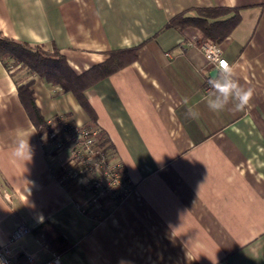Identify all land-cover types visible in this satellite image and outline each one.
<instances>
[{"label": "crops", "instance_id": "crops-1", "mask_svg": "<svg viewBox=\"0 0 264 264\" xmlns=\"http://www.w3.org/2000/svg\"><path fill=\"white\" fill-rule=\"evenodd\" d=\"M216 7L239 10L219 47L253 92L243 111L208 109L217 68L191 45L203 36L165 29L182 12ZM0 37L57 50L76 75L111 52L136 50L84 92L125 178L117 202L96 209L82 180L55 182L56 162L16 88L32 82L45 122L62 115L88 126V115L71 93L12 76L0 61V244L30 230L13 243L16 264L24 252L34 264L53 256L61 264H264V0H0ZM28 136L32 157L23 161L12 150Z\"/></svg>", "mask_w": 264, "mask_h": 264}, {"label": "trees", "instance_id": "trees-1", "mask_svg": "<svg viewBox=\"0 0 264 264\" xmlns=\"http://www.w3.org/2000/svg\"><path fill=\"white\" fill-rule=\"evenodd\" d=\"M239 21L238 9L223 7L196 8L171 18L165 29L174 28L182 32L194 28L200 32L203 38L219 46L222 41L229 37ZM135 51V49H129L111 52L104 62L83 74L76 75L57 50L49 52L39 47H30L0 37V61L8 72L11 66L17 65L19 68L25 69L29 75L38 77L44 83L57 86L63 92L71 93L78 105L88 115L91 126H95V116L84 97V92L98 80L108 77L132 63L135 59ZM31 86V81L17 86V96L29 121L37 130L38 135L42 136L45 133V121L35 104ZM98 138L101 146L106 150L111 149L109 142L101 132ZM54 156H56V153H54ZM48 232V228H44V241L46 243L49 241ZM53 243L57 244L56 250L65 248L60 242L51 241L48 244L51 246Z\"/></svg>", "mask_w": 264, "mask_h": 264}, {"label": "built area", "instance_id": "built-area-1", "mask_svg": "<svg viewBox=\"0 0 264 264\" xmlns=\"http://www.w3.org/2000/svg\"><path fill=\"white\" fill-rule=\"evenodd\" d=\"M191 45L202 53L209 65L218 68L220 61H226L220 47L208 39L201 38ZM44 128L40 141L48 157L51 160L57 158L53 177L59 186L65 187L82 180L89 194L88 205L95 209L107 199L108 202H117L126 192L125 178L120 168L111 163L112 150L100 145V130L96 126L80 125L58 115L47 120ZM29 233L28 228L19 227L5 243L0 244V264H16L11 246ZM23 256L24 264H34L31 255L24 252ZM45 264L61 263L57 256H53Z\"/></svg>", "mask_w": 264, "mask_h": 264}, {"label": "clouds", "instance_id": "clouds-1", "mask_svg": "<svg viewBox=\"0 0 264 264\" xmlns=\"http://www.w3.org/2000/svg\"><path fill=\"white\" fill-rule=\"evenodd\" d=\"M208 95L205 97L206 105L212 112H219L232 103L235 111H243L249 106L253 92L250 88L243 87L234 78V70L227 61H220L216 74L210 76ZM188 115L195 118L198 113L189 109ZM30 136V135H29ZM29 136L21 137L12 150L14 157L29 161L32 157V148Z\"/></svg>", "mask_w": 264, "mask_h": 264}, {"label": "rangeland", "instance_id": "rangeland-1", "mask_svg": "<svg viewBox=\"0 0 264 264\" xmlns=\"http://www.w3.org/2000/svg\"><path fill=\"white\" fill-rule=\"evenodd\" d=\"M9 72H10V74L12 75V76H15L17 73H23L22 74V77L24 76L25 77V74L27 73V71L25 70V69H22V68H19L17 65L16 66H11L10 68H9ZM20 75H18V77H19ZM17 77V78H18ZM62 157H63V155H62ZM56 159L57 158H55V159H53V160H51L52 162H56ZM21 239V238H20ZM19 239V240H20ZM18 241V240H17ZM17 241H15L14 243H16ZM14 244H12V246H13ZM12 246H11V248H12Z\"/></svg>", "mask_w": 264, "mask_h": 264}, {"label": "water", "instance_id": "water-1", "mask_svg": "<svg viewBox=\"0 0 264 264\" xmlns=\"http://www.w3.org/2000/svg\"><path fill=\"white\" fill-rule=\"evenodd\" d=\"M215 74H216V71H213V72L211 73V76H212V75H215Z\"/></svg>", "mask_w": 264, "mask_h": 264}]
</instances>
